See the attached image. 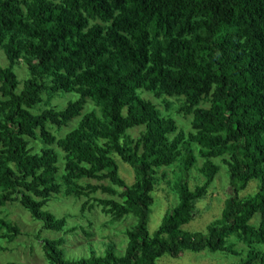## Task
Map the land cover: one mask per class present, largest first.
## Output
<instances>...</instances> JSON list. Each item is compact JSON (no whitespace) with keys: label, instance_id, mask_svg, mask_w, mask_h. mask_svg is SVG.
I'll return each instance as SVG.
<instances>
[{"label":"trees","instance_id":"trees-1","mask_svg":"<svg viewBox=\"0 0 264 264\" xmlns=\"http://www.w3.org/2000/svg\"><path fill=\"white\" fill-rule=\"evenodd\" d=\"M1 52L9 66L0 64V215L18 202L44 230L66 233L67 218L44 208L61 194L81 200L101 192L111 197L96 200L104 214L137 220L125 233L124 255L110 245L101 256L71 259L62 236L43 242L49 264H157L206 250L240 256L231 239L247 247L232 264H264V252L255 248L264 245V0H0ZM20 61L29 78L18 92ZM142 91L184 98L180 112L192 116L191 132ZM60 93L79 98L63 110L31 113L45 95ZM90 101L96 109L83 115ZM77 118L64 138L48 128L61 130ZM137 128L144 131L134 139L129 132ZM32 140L48 148L34 153ZM193 145L204 161V181L194 189L177 182L179 204L151 236L157 171L178 163L188 179L197 164ZM215 160L230 178L222 217L204 234L185 232L220 173ZM120 163L134 171L133 184L121 176ZM256 180L258 191L243 197ZM94 207L86 201L81 211ZM20 234L0 217V240Z\"/></svg>","mask_w":264,"mask_h":264},{"label":"rangeland","instance_id":"rangeland-1","mask_svg":"<svg viewBox=\"0 0 264 264\" xmlns=\"http://www.w3.org/2000/svg\"><path fill=\"white\" fill-rule=\"evenodd\" d=\"M0 64L4 68L9 66L4 52L0 54ZM15 73L20 82L18 92H21L25 81L29 78V72L23 61L17 64ZM141 95L152 101L164 116L174 118L180 130L185 131L187 134L191 132L192 116H185L180 112V108L184 103V98H170L144 91L141 92ZM43 98L44 102L31 111L33 115H39L44 110L51 107L63 110L67 107L69 102L76 101L79 96L77 94L60 93L58 95H45ZM209 105V101H204L202 104L203 107H208ZM94 109H96L95 104L90 101L86 105L83 115ZM80 120L81 118L75 119L61 130L51 125H49L48 128L58 138H64L69 132L77 128ZM143 131L144 128H137L130 131L129 134L132 138L137 139L141 136ZM31 143L34 153H40L43 148H48L38 140H32ZM56 149L58 150L61 160L63 153L60 149ZM192 150L197 157V164L188 174V179L185 177L186 173H184V175L180 174V166L178 163L171 168H164L157 171V181L155 182L156 190L152 194L154 203L150 208L151 212L148 224V232L151 236L159 230L165 215L179 204V197L175 190L177 182L181 179V182H188L191 188L194 189L204 181V178L199 172V169L204 165V161L199 157L200 148L198 145H193ZM214 162L220 166V173L206 196L197 202V216L192 222L183 227L185 232L204 234L211 224L222 217L226 201L230 195V178L228 168L224 165L223 161L215 160ZM59 167L61 169V177L64 171V164L62 161L59 162ZM120 174L129 185L135 182L134 171L123 163H120ZM177 176H180L178 181ZM79 184L83 186L88 184L107 185V182L81 180ZM259 186L260 181H253L243 190L241 195L243 197L248 195L253 196L258 191ZM64 190L65 188L63 187V191ZM110 198L109 195H105L101 192L93 195L90 199L83 198L81 200L74 197H66L63 194L54 197L44 210L52 213L58 219L67 218L68 226L66 233L46 231L43 229V224L33 220L29 212L23 209L18 202L7 204L1 211L0 217L1 219L16 224L20 228L21 234L12 242L0 240V248L2 249V252H0V264H8L11 262L21 264H49L43 250V242L46 239L54 240L62 236L65 238L67 257L71 259L89 257L93 252L101 256L110 245L114 246L118 256L124 255L128 244V238L125 233L136 225L137 220L134 216L129 215L116 222L112 217L104 214L96 200H108ZM112 199L119 200L118 197ZM86 201H89V203L95 207L93 211L87 210L85 213H82L81 207ZM259 222L260 216L257 215L251 224L253 226H258ZM68 229H75V231L69 233ZM230 243H234V249L240 256L220 252L213 253L208 250L200 253L185 251L177 258L165 256L159 259L157 264L238 263L245 257L247 247L242 242L235 241V239H231ZM255 248L264 252V245H256Z\"/></svg>","mask_w":264,"mask_h":264}]
</instances>
